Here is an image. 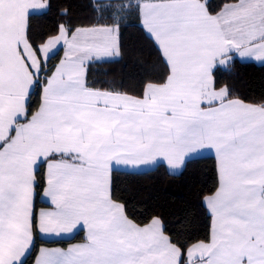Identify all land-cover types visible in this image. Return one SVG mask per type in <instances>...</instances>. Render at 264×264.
Here are the masks:
<instances>
[{
    "label": "snow or ice",
    "instance_id": "1",
    "mask_svg": "<svg viewBox=\"0 0 264 264\" xmlns=\"http://www.w3.org/2000/svg\"><path fill=\"white\" fill-rule=\"evenodd\" d=\"M90 6L96 23L36 35L31 20L52 0H0V264H27L37 234L77 229L83 243L40 248L34 264H264V101L217 81L237 58L264 63V0ZM133 12L158 53L154 71L128 86L95 79L96 65L125 55L121 24ZM202 149L215 150L218 171L202 201L206 239L166 234L159 217L129 218L116 169L178 168ZM41 191L51 207L37 211Z\"/></svg>",
    "mask_w": 264,
    "mask_h": 264
},
{
    "label": "trees",
    "instance_id": "2",
    "mask_svg": "<svg viewBox=\"0 0 264 264\" xmlns=\"http://www.w3.org/2000/svg\"><path fill=\"white\" fill-rule=\"evenodd\" d=\"M210 3L219 4L221 0H210ZM91 4L92 0H52L51 11L32 18V31L36 35L52 33L59 24L69 20L76 26L96 23L99 14L93 12ZM62 10L68 11L67 17L60 15ZM140 25L141 20L135 12L126 16L121 24L125 55L119 62L96 65L93 69L97 73L95 79L123 81L128 86L138 82L147 71H154L152 65L156 64L158 53L145 38ZM62 54L60 47L58 54L49 60V68L59 62ZM217 81L218 86L227 85L234 97L246 102L264 101V64L237 58L230 70L218 71ZM36 92L33 89V103L38 100ZM113 180L115 196L126 205L129 217L136 223H147L152 217H159L166 234H178L180 239L193 242L208 236L210 218L202 201L218 186L214 155L190 158L177 173L170 172L164 164L139 172L116 169ZM82 238V231L69 239L44 240L36 235L27 264L34 263L41 245L65 246Z\"/></svg>",
    "mask_w": 264,
    "mask_h": 264
},
{
    "label": "crops",
    "instance_id": "3",
    "mask_svg": "<svg viewBox=\"0 0 264 264\" xmlns=\"http://www.w3.org/2000/svg\"><path fill=\"white\" fill-rule=\"evenodd\" d=\"M62 57H63V54H62ZM238 59H240V58H238ZM240 60H242V59H240ZM242 61H252V62H255V63H258V64H264V63H261V62L255 61V60H250V59H244ZM208 154H212V155L215 156V150L214 149H202V150H198L196 153H194V154L190 155L189 157H187L186 160H185V162L188 159H190V158L198 157V156H202V155H208ZM215 158H216V156H215ZM160 164H164L167 167V169L170 172H172V173H177L178 171H181V169L184 166V164H183V165H181L178 168H171L170 166L167 165V162H159L158 161L155 164L142 165V166H139L136 169H132L131 167H128V168L120 167V168H118V170H126V171L139 172V171H146V170H149V169H153V168H155L156 166H158ZM44 170H46V169H44ZM34 205H35V209L37 211H39L40 209H48V208L51 207L50 202L47 199L42 198V191H41L40 196H37L35 198ZM80 231H82V233H83V238L80 241L73 242V243H69L68 245H65V246H61V245H41L40 248L67 250L69 247H71L73 245L80 244V243H83L84 242L85 237H86V229L73 230V232L67 233V234H62L59 237H57L55 235H42V234H37V236L40 239H44V240H56V239H69V238L73 237L75 234H77ZM35 241H36V235H35ZM40 248H39V250H40ZM39 250H38L37 256L39 255Z\"/></svg>",
    "mask_w": 264,
    "mask_h": 264
},
{
    "label": "rangeland",
    "instance_id": "4",
    "mask_svg": "<svg viewBox=\"0 0 264 264\" xmlns=\"http://www.w3.org/2000/svg\"><path fill=\"white\" fill-rule=\"evenodd\" d=\"M177 172V171H176ZM179 172V171H178ZM77 242V241H76ZM71 243H73V242H71Z\"/></svg>",
    "mask_w": 264,
    "mask_h": 264
}]
</instances>
